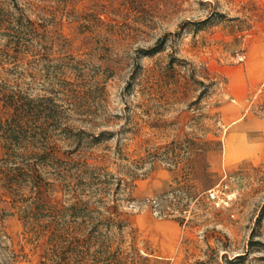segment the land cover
Listing matches in <instances>:
<instances>
[{"label":"rangeland","instance_id":"374dc122","mask_svg":"<svg viewBox=\"0 0 264 264\" xmlns=\"http://www.w3.org/2000/svg\"><path fill=\"white\" fill-rule=\"evenodd\" d=\"M263 33L264 0H0V264H264V91L222 112Z\"/></svg>","mask_w":264,"mask_h":264},{"label":"crops","instance_id":"0c3cea01","mask_svg":"<svg viewBox=\"0 0 264 264\" xmlns=\"http://www.w3.org/2000/svg\"><path fill=\"white\" fill-rule=\"evenodd\" d=\"M257 46H253L248 59L234 65L235 74H228L227 94L231 99L224 102L222 112L233 110L229 128L238 127L247 111L246 102L256 93L264 91V33ZM233 102V103H232Z\"/></svg>","mask_w":264,"mask_h":264},{"label":"trees","instance_id":"16d2710c","mask_svg":"<svg viewBox=\"0 0 264 264\" xmlns=\"http://www.w3.org/2000/svg\"><path fill=\"white\" fill-rule=\"evenodd\" d=\"M27 20V22L29 23V24H33L34 22L31 20V19H26ZM166 39H167V35H164L162 38H160L159 40H158V42L153 46V47H151V48H149V49H140L139 51L140 52H142V55L143 56H151V55H154V54H156V53H159V52H161L163 49H164V46H165V43H166ZM138 65V64H137ZM105 135H106V132H101L100 133V135L99 136H96L95 138H94V140H93V142H95V143H98V142H100V141H102L103 139H105L106 137H105ZM118 185H119V183H118ZM77 205H78V203H76V204H74V205H71L69 208H68V210L67 209H65V211L67 212V211H70L71 212V215L74 217V218H76L77 216H79L80 215V212H81V209L82 208H77ZM62 212V211H61ZM262 216H264V211H263V213H262ZM65 223V222H64ZM88 221H87V225H88ZM83 224H86V222L85 221H82V222H80V225H78V227L76 226V227H72V226H68V234L69 233H72L74 230H76L77 228H82V230H84V227H82V225ZM76 233V232H75ZM72 236L70 235L69 236V238H68V241H67V247H68V249H69V247H71L72 245H73V240L72 239H70ZM65 240V239H64ZM63 241H61L60 243H62ZM60 243H59V245H60ZM56 247H58V245H56ZM64 247H65V245H64ZM66 247V248H67ZM68 249H66V251L68 250Z\"/></svg>","mask_w":264,"mask_h":264},{"label":"built area","instance_id":"2783aa9c","mask_svg":"<svg viewBox=\"0 0 264 264\" xmlns=\"http://www.w3.org/2000/svg\"><path fill=\"white\" fill-rule=\"evenodd\" d=\"M209 198L210 199H212V200H214V201H216V200H218L219 199V195H218V193H217V191L215 190V189H211V190H209Z\"/></svg>","mask_w":264,"mask_h":264}]
</instances>
